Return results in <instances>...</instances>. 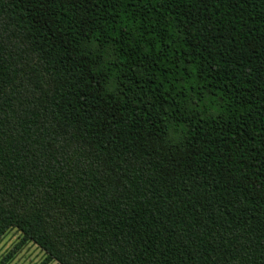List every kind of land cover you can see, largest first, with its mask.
I'll use <instances>...</instances> for the list:
<instances>
[{"label": "trees", "instance_id": "obj_1", "mask_svg": "<svg viewBox=\"0 0 264 264\" xmlns=\"http://www.w3.org/2000/svg\"><path fill=\"white\" fill-rule=\"evenodd\" d=\"M170 23L202 88L230 98L177 144L178 87L136 90L144 38ZM95 40L123 47L114 83ZM10 228L42 264H264V0H0V238Z\"/></svg>", "mask_w": 264, "mask_h": 264}, {"label": "rangeland", "instance_id": "obj_2", "mask_svg": "<svg viewBox=\"0 0 264 264\" xmlns=\"http://www.w3.org/2000/svg\"><path fill=\"white\" fill-rule=\"evenodd\" d=\"M166 27L169 29L167 33L160 31V34L143 40L148 50L156 48V51L153 61L144 70L150 75L146 76L144 83L137 84L136 90L139 94L147 92L158 87L156 81L161 83L163 80L170 90H173L174 86L178 87L179 92L172 93V104L165 107L164 121L166 139L172 144H177L190 135L189 127L193 122H202L204 119H214L222 115L223 105L230 103V98L214 89L202 88L196 66L181 46L182 35L173 23ZM166 36L165 46H152L155 41L159 42ZM91 44L93 49L100 52L102 66L107 70L111 83H114L118 79L117 68H123L124 63H121L120 59L123 56V47L96 40ZM231 113H236L233 105ZM44 256V252L32 242H22L21 233L15 228L8 229L0 238V264H42Z\"/></svg>", "mask_w": 264, "mask_h": 264}]
</instances>
